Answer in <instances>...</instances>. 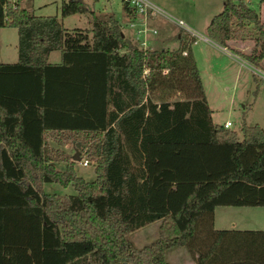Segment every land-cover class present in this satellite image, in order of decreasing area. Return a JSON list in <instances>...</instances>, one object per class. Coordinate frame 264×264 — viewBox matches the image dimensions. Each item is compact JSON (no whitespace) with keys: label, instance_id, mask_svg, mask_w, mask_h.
Here are the masks:
<instances>
[{"label":"trees","instance_id":"obj_1","mask_svg":"<svg viewBox=\"0 0 264 264\" xmlns=\"http://www.w3.org/2000/svg\"><path fill=\"white\" fill-rule=\"evenodd\" d=\"M75 12L89 14L88 29L0 0V26L16 29V60L0 62V264H169L178 245L195 264H264V229L213 225L216 204H264V130L243 121L238 136L213 122L180 46L146 51L112 13L60 0L61 16ZM245 23L255 35L240 55L257 66L264 19L249 0H221L204 33L224 45ZM51 50L59 61H47ZM156 86L181 96L153 101L146 90ZM48 136L71 139L95 176L75 174ZM43 181L75 191H43ZM155 219L156 236L135 245L127 234Z\"/></svg>","mask_w":264,"mask_h":264},{"label":"rangeland","instance_id":"obj_2","mask_svg":"<svg viewBox=\"0 0 264 264\" xmlns=\"http://www.w3.org/2000/svg\"><path fill=\"white\" fill-rule=\"evenodd\" d=\"M86 6L91 9L95 15L102 16L110 13L109 10H105V6L102 3L105 0H84ZM112 2L111 0H107ZM118 1V0H116ZM160 5L161 8L169 12L176 17H184L181 14H187L197 23L202 20V11L205 10L208 4L214 0H153ZM248 1V0H246ZM257 0H249V2L256 3ZM220 2V0H219ZM60 0H20V5H23L30 13L39 15H55L66 28L81 27L84 29L89 28V14L84 13H71L65 16H61L59 13ZM111 6V5H110ZM184 21L188 23L185 19ZM194 26L196 24H193ZM249 25V26H248ZM248 26V27H246ZM196 27V26H195ZM235 26H233L234 28ZM201 30L200 28L196 27ZM236 34V37L227 40H234L233 44H239L237 40H244L245 38L253 41L252 35H255V31L252 28L251 23H245L244 26ZM162 32L158 34L161 35ZM90 34V33H88ZM157 34V35H158ZM237 41V42H236ZM226 42V41H225ZM133 43L146 51H151L154 48L148 47V45H141L136 41ZM232 43V42H231ZM244 44L249 42L243 41ZM145 46V47H143ZM179 46L183 49L186 48V42H181ZM165 48V47H164ZM169 48V47H166ZM169 49H173L169 48ZM122 50V49H121ZM189 56V55H188ZM0 59L7 61H14L16 59V29L11 26H0ZM48 61H58V50H52L48 57ZM222 60L221 64H223ZM166 69L167 67L164 66ZM258 70L264 72V67L256 66ZM144 68L143 74L146 72ZM162 71V70H161ZM165 71V72H166ZM161 72V73H165ZM212 76L208 77V81L205 78V89L210 101V107L212 108V119L219 124H222L224 120H228L230 125L229 129H234L236 134L240 136V125L244 123L251 125L254 123H262L264 125V77H261L256 72L257 81L260 82L259 93L253 102V92L251 91L252 85L248 90L245 84L237 85L233 82L232 74L228 72H212ZM231 73V72H230ZM146 96L153 101L172 100L181 96L180 91L174 88H168L164 86H156L154 88H148L146 90ZM48 142L51 145L58 146L67 153L71 160L72 168L75 174L80 175L84 179H92L95 174L93 170V163L86 155L79 151L71 139H65L62 142L55 141L52 137L48 136ZM83 158L87 161L83 162ZM59 165L63 166L64 161H56ZM41 189L47 192L55 193H67L74 192L71 182H67L62 185L57 181H43L41 182ZM239 212L229 216V219L244 227H263L264 226V204H245L241 205ZM218 218V217H217ZM217 226L220 225L218 219L216 220ZM223 225V223H222ZM158 220L149 221L137 228L131 230L127 236L132 242L140 246L142 244L149 243L157 233ZM165 257L169 264H189L191 255L189 251L183 246H173L166 250Z\"/></svg>","mask_w":264,"mask_h":264},{"label":"crops","instance_id":"obj_3","mask_svg":"<svg viewBox=\"0 0 264 264\" xmlns=\"http://www.w3.org/2000/svg\"><path fill=\"white\" fill-rule=\"evenodd\" d=\"M111 1L112 2L105 0V2L102 3L101 7L105 6V10H109L110 13L113 14V16L120 24L123 35L127 37L130 41L132 42L136 41L141 45L147 44L148 47L154 49L164 48V47L175 48L179 46L181 42L183 41L186 42L187 47L185 49L195 61V65L199 73L201 83L203 85L205 98L210 108L211 119H212V115H211L212 108L210 107L209 97L205 89V78L207 79V81H208V77L212 76L213 78L212 72H228L230 75L232 74V78L234 80L233 82H236L237 85H239L240 83L245 84L248 90L252 85L251 91L253 92L255 85V81L253 80V78L258 79L257 76L255 75L258 69L256 68V65L249 63L246 59H244L240 55V53L249 52V50L253 45V41L247 38H245L244 40L240 39L237 40L239 44L235 45L233 44L234 40H226L225 44L222 45L210 39L204 33L205 26L210 20V18L221 9V0L220 2L219 0H214L213 2L207 5L205 10H203L201 13L202 20L199 23L195 22L193 18H191L189 15L181 14L184 17V19L188 22L187 24L190 25L195 31L205 36L206 39L191 37L189 34L182 31L173 22L169 21L168 19L158 14L156 15L148 14L147 16H142L136 12L133 13L124 12L121 8V2L119 0L118 1L111 0ZM251 6L255 9L259 18L263 20L264 2H260L257 0L256 3H252ZM180 18L182 19V17ZM193 24H196L195 26L202 29V31L197 29ZM142 26H145L147 29L144 32L142 31L139 32L138 30ZM148 28H155L156 32L152 33L148 31ZM159 32H162L161 35L158 34ZM243 41L245 42L247 41L249 42V44H244L242 43ZM222 60H224L223 64H221ZM0 62H13V61L0 59ZM48 62H57V61H48ZM257 66L261 68L262 66L264 67V54L262 58L259 60ZM256 82H257V90L255 93H253L254 94L252 97L253 102L255 101L260 90V82H258L257 80ZM256 124H258L264 130V125L262 123H256ZM241 205H245V204H216L213 208V225L218 228H228V231L225 234H244L242 230L264 229V226L244 227L237 224L234 221V219L228 218L234 213L239 212L238 210H240ZM217 219L218 222L220 223L219 226H217L216 223ZM189 264H195L194 259L192 257L189 260Z\"/></svg>","mask_w":264,"mask_h":264},{"label":"built area","instance_id":"obj_4","mask_svg":"<svg viewBox=\"0 0 264 264\" xmlns=\"http://www.w3.org/2000/svg\"><path fill=\"white\" fill-rule=\"evenodd\" d=\"M120 2L125 3L127 6L131 7L134 9V11L142 16H147L148 14L150 15H160L169 21L173 22L176 26H178L182 31L185 33L189 34L191 37H198L202 39H206L205 36L201 35L197 31H195L190 25H188L184 20H182L179 17H176L163 8H161L158 4L153 2L152 0H119ZM146 27L142 26L138 31H146ZM148 31L155 33L156 29L155 28H148ZM182 55L187 54V50L184 48L181 50ZM162 71L165 72L166 69L162 68ZM257 73L259 76L264 77V73L261 72L260 70H257ZM222 125L224 127H228L230 125V122L228 120H225L222 122ZM83 162H86L87 160L85 158L82 159Z\"/></svg>","mask_w":264,"mask_h":264}]
</instances>
